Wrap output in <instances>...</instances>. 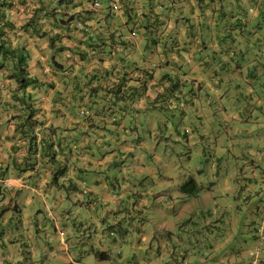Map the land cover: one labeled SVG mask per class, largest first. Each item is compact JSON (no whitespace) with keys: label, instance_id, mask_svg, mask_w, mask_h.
Segmentation results:
<instances>
[{"label":"crops","instance_id":"1","mask_svg":"<svg viewBox=\"0 0 264 264\" xmlns=\"http://www.w3.org/2000/svg\"><path fill=\"white\" fill-rule=\"evenodd\" d=\"M50 2L48 8L73 19L64 25L42 19L44 37L31 28L10 34L13 46L28 50L31 77L48 84L27 87L36 92L32 129L6 99L12 92L4 86L12 80L0 71V179L11 184L0 197V264H112L105 245L84 246L86 217L63 207L64 199L88 207L92 219L114 222L107 235L120 243L119 264H134L123 259L126 248L138 251L136 264H158L165 256L153 252L152 240L176 227H189L212 259L207 264H236L213 252L220 242L215 234L236 232L243 213L249 246L262 221L264 0H118L117 11L109 0ZM20 10H12L17 27L25 22ZM87 35L101 45H86ZM51 56L62 69L48 67ZM92 74L99 81L86 83ZM118 87L117 98L104 91ZM236 148L242 151L234 157ZM241 164L242 180L236 174L222 193L214 191L222 173L242 171ZM190 178L198 185L193 195L179 189ZM211 198L219 213L176 212L178 202L188 209L193 200ZM222 198L225 205L216 202ZM230 208L238 212L223 215ZM261 256L264 264V249Z\"/></svg>","mask_w":264,"mask_h":264},{"label":"rangeland","instance_id":"2","mask_svg":"<svg viewBox=\"0 0 264 264\" xmlns=\"http://www.w3.org/2000/svg\"><path fill=\"white\" fill-rule=\"evenodd\" d=\"M32 88H27L26 89V93L30 94L32 97L35 95L36 92L32 91ZM43 96V94H42ZM15 111H20L19 107H15L14 108ZM19 114V113H17ZM171 121H173L171 119ZM242 151L238 148H236L235 151H233V155L235 157V155H239L238 153ZM224 153L226 154L227 152L224 151ZM240 169L242 171H237L233 170V169H229L228 171L223 172L221 178V183L218 185V190L217 188H214V191H218L219 194L222 193L223 190V186L226 187L227 186H231L232 181L234 180V178L236 177V181L238 180H242V176L245 173V168L244 165H240ZM246 174V173H245ZM218 174H214L213 176L210 175L212 177V180L217 181L219 178L217 177ZM224 175V176H223ZM226 175V176H225ZM232 176L234 178H232ZM224 178V179H223ZM230 178V179H229ZM229 191V190H228ZM262 193V192H261ZM47 200L52 202L53 197L47 195ZM70 200H62L61 205L65 208H69L72 211H74V209L76 208L78 210V215L79 217L84 216L86 217L85 220V232L83 233V235L81 236V239L84 240L85 242H87L88 244H84V246L86 248H90L93 246L94 250L97 251L100 249L101 244L105 245V249L106 251L110 254V258L109 261H112V264H119L117 262V260L119 259L118 256L121 253V248H119V244H117L116 242H114V240L110 239L108 234V231L111 228V225L114 222H111L110 220L106 221V222H100L97 221L95 219H92L89 217V215H87V212L90 213V209L84 208V211L82 210V208L78 209L79 205L77 203H72ZM216 202L219 203H223V205L226 204L225 200L222 199H218ZM178 203H179V208H178ZM176 203V212L178 213V215H182L184 213H188V212H192V213H198L200 211V209L202 211L205 210H210L211 212L215 213H219L220 210H217L214 207V203L215 200L213 198L209 199V201L205 202V203H201V202H196V201H191L189 203H187V207L183 208V203L182 202H178ZM90 203H86V205H89ZM2 205V203L0 202V206ZM198 205H201V208L198 207ZM32 206L36 207V206H40V204L34 200ZM264 207V206H263ZM44 209V206H43ZM54 209V208H53ZM8 211L12 212V214L14 213L13 209H8ZM228 212L224 211L223 215H226V213H231V214H236L238 211L235 208H230L227 210ZM25 215L28 213V211L24 212ZM33 214V212H31ZM125 215V214H124ZM248 213L246 212V217H247ZM126 216V215H125ZM44 217V216H42ZM42 221H44V219H42ZM113 221V220H112ZM180 226V225H179ZM238 230L232 234L229 235H224L221 233H216L215 235L220 237V242H217L216 246H215V250H214V254H215V258L219 259V258H224L225 262L227 263L228 259H232L235 258L237 259V263L236 264H243L246 263L247 261H249L248 259H250V252L253 250L254 245L249 246V244H245L244 241L247 239H250L246 234H247V228L248 226L245 225L244 222V213L241 215L240 220L238 221ZM229 225L224 224L223 225V229H228ZM231 228H233V226H230ZM51 232L54 234L55 230L52 228ZM115 232V231H114ZM117 236V232H115V234ZM153 236V235H151ZM46 236L45 234L41 235V239L45 240ZM160 238V241H158V239ZM227 238V239H226ZM228 240V241H227ZM46 241V240H45ZM44 241V242H45ZM117 241H119V238L117 237ZM137 242V241H136ZM47 241L45 242L44 245H46ZM152 248H153V252H156L160 257H164L165 258H161L162 260L160 262H158V264H182L183 260L184 262H189L188 264H207V263H212V259H210L209 261L206 260V258L209 256L205 255V252L202 251V245L201 242L196 243V241L191 239V233L189 230V227H185V230L182 231L179 228L176 227V230H174L172 232V234H161V235H156V240L153 239L152 240ZM82 246V245H81ZM204 248V247H203ZM208 248H210V246L208 245ZM127 250L124 251L123 253H125L124 258L126 259V255L128 256V259L130 261H133L134 264L137 263V261L140 259V255L138 253V251H133L129 248H126ZM89 251V250H88ZM100 251V250H99ZM150 250H148L149 252ZM148 252L146 254H148ZM117 253L118 256H117ZM145 255V253L142 252V255ZM240 254V255H239ZM92 255V259H95L94 257V253L91 252ZM234 255V257H233ZM237 255H239L238 257H236ZM158 256V257H159ZM262 260V256L260 258V263ZM142 264V263H139ZM156 264V263H154Z\"/></svg>","mask_w":264,"mask_h":264},{"label":"trees","instance_id":"3","mask_svg":"<svg viewBox=\"0 0 264 264\" xmlns=\"http://www.w3.org/2000/svg\"><path fill=\"white\" fill-rule=\"evenodd\" d=\"M70 3L71 0H56L55 5L53 6H68ZM21 6H28V8L20 10ZM47 6H52L50 0H0V71H6L7 74L5 75V78L12 80L10 85H7V87L4 86V89L7 90L8 88L7 94H9V91L12 92L6 99L13 100L16 106L20 108L22 114L25 115V121L22 123V126L27 124L29 130L38 122H36L37 119L32 120L36 110L30 103L33 99L30 94L26 93V89L30 85H45L47 82L31 77L28 70V50L24 48V46H13L10 34L11 32H14L13 30L15 29L20 28L21 30H24V32H28L30 30L29 28H31L35 34L44 37L47 32L43 31L40 33L43 25V22H40L42 19H53L55 23L63 25L73 19L72 15H67L66 12L58 11L56 7L48 8ZM123 6H125V4ZM12 10H20L23 13V18L25 20L24 24L19 27L16 26V19L14 18L16 12H13ZM81 30H83L82 32H87L84 27ZM56 39L57 38L53 35L47 38L50 47H53ZM84 41L86 45L93 49L101 45L99 38L96 35H87ZM47 63L48 67L53 70L63 68L62 64L52 56L48 59ZM97 75L98 74L90 75L89 78L86 79V83H91L95 79H98L97 81H99L100 78ZM72 81L78 82V76H74ZM47 85L48 84H46V86ZM119 88L120 87L116 89L107 88L104 89V91L106 94L117 98V94L120 92ZM18 102L23 103L25 106L20 107ZM31 139H33V137H31ZM47 155L49 156L50 154L47 152ZM53 158L54 157L52 156L49 157V159ZM56 177L57 172L53 174V182L56 181ZM179 189L183 193L193 195L198 191V185L192 178H190L181 183ZM254 227L255 235V229L257 226Z\"/></svg>","mask_w":264,"mask_h":264},{"label":"built area","instance_id":"4","mask_svg":"<svg viewBox=\"0 0 264 264\" xmlns=\"http://www.w3.org/2000/svg\"><path fill=\"white\" fill-rule=\"evenodd\" d=\"M94 6H100V3L98 1H94ZM109 6L112 10L117 11L119 9V2L118 0H109ZM76 25L79 29H82V24L80 21L76 22ZM82 114H86L87 111L85 109H82L80 111ZM11 184L4 179H0V197L2 195V190L6 188L7 186H10ZM82 192L86 193L87 190L85 188H82ZM262 221L258 223L255 229V244L253 247V250L250 252V259L247 264H260V258L261 254L264 249V209L262 210ZM62 234V231H60ZM115 232L111 231L110 235H114Z\"/></svg>","mask_w":264,"mask_h":264}]
</instances>
